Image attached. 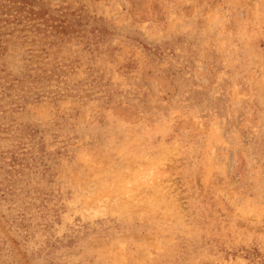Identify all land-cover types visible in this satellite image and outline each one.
<instances>
[{"label": "rangeland", "instance_id": "obj_1", "mask_svg": "<svg viewBox=\"0 0 264 264\" xmlns=\"http://www.w3.org/2000/svg\"><path fill=\"white\" fill-rule=\"evenodd\" d=\"M0 264H264V0H0Z\"/></svg>", "mask_w": 264, "mask_h": 264}]
</instances>
